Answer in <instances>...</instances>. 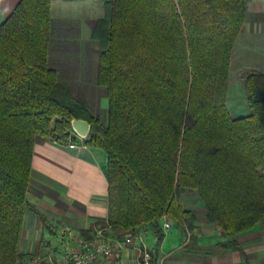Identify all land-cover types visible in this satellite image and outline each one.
<instances>
[{"label":"trees","instance_id":"16d2710c","mask_svg":"<svg viewBox=\"0 0 264 264\" xmlns=\"http://www.w3.org/2000/svg\"><path fill=\"white\" fill-rule=\"evenodd\" d=\"M51 1L19 0L0 24V264L28 259L17 252L26 210L45 223L25 197L34 144L69 143L74 119L107 157L102 227L159 234L168 217L191 230L181 199L192 191L221 247L246 259L236 235L264 221V73L243 79L249 115L226 107L246 0H109L91 26L105 127L50 66Z\"/></svg>","mask_w":264,"mask_h":264},{"label":"crops","instance_id":"0c3cea01","mask_svg":"<svg viewBox=\"0 0 264 264\" xmlns=\"http://www.w3.org/2000/svg\"><path fill=\"white\" fill-rule=\"evenodd\" d=\"M18 2L19 0H0V24ZM98 3L94 2L93 5ZM251 7L253 9H250ZM251 12L264 13V2L261 0L247 5V17ZM97 19L94 18L92 21ZM255 35L252 25L247 23L246 19L233 46L229 66L230 71L233 62L235 63L236 75L241 74L242 81L247 73L241 72L245 66L246 51L254 46L252 36ZM257 52L260 54L259 59L255 61L253 58L250 64L246 63L248 73H264V50ZM229 109L227 102V110L231 117L247 116L237 115L236 112L232 114V110ZM70 134L74 135L71 131ZM83 141L75 139L74 148H69V143L60 144L52 141H38L34 144L25 197L28 204L44 216L45 223L26 210L17 247V252L22 258H30L43 246L50 245V241L57 242L59 237L63 238L65 245L68 232L90 236L106 221L107 157L103 150L86 146ZM186 202L188 203L187 199L183 197L181 199L183 210L195 211L194 208H190L192 205L186 207ZM200 211L202 216H197L192 222V229L189 230L191 237L188 241L185 228L168 217L161 219L159 234H156L149 225L141 227L145 244L153 252L156 260L162 259V264H264V233L260 228L254 226L250 231L236 235V241L246 255L244 259L239 252L221 247L228 241L227 236L204 218L203 209ZM165 221L170 223V229L166 232L162 230ZM121 264H135V252L125 249L122 252Z\"/></svg>","mask_w":264,"mask_h":264},{"label":"rangeland","instance_id":"374dc122","mask_svg":"<svg viewBox=\"0 0 264 264\" xmlns=\"http://www.w3.org/2000/svg\"><path fill=\"white\" fill-rule=\"evenodd\" d=\"M98 1L99 0L52 1L50 6L52 29L49 62L50 66L66 81L74 98L83 100L91 115L97 117L100 124L105 127L107 122V99L104 90L97 87L95 83L98 46L97 42L91 37L92 19H102L106 17L107 1L101 0L100 3H98ZM257 1L260 2L261 0H246L249 6L251 3L254 4ZM94 2L98 4L93 5ZM262 2H264V0H262ZM252 7L250 9H253ZM246 19L247 23L249 22L252 25L253 33L256 34L252 36V43L254 46L247 49L245 55L246 59L244 61L245 66L241 69V72L248 73V71H246V63L250 64V61L258 60L260 54L257 51L264 50V48H261V46H264L261 45L264 44L262 43L264 42V13L255 14L251 12ZM254 42L256 44H254ZM255 49L257 51H255ZM234 64L233 62L228 75L226 107L228 102L229 110H232V114L236 112L235 114L237 115H248L249 109L243 81L240 77L241 74L236 75ZM242 107H244L246 113H244L245 111ZM232 116V118H236L234 115ZM183 197L188 201V203H185L186 207L187 205H192L190 208L195 209V211L192 212L187 211L193 213L194 220L197 216L201 217L202 211L200 210H204V208L197 194L192 191H187L182 195V198ZM203 216L205 218V212ZM177 223L180 224L179 222ZM255 226L260 228L261 232L264 233V221H261ZM46 246L51 249L52 254L55 256H59V254L63 253L65 250L64 240L61 237L58 238L57 242L50 241V245Z\"/></svg>","mask_w":264,"mask_h":264},{"label":"built area","instance_id":"2783aa9c","mask_svg":"<svg viewBox=\"0 0 264 264\" xmlns=\"http://www.w3.org/2000/svg\"><path fill=\"white\" fill-rule=\"evenodd\" d=\"M75 139H78L76 135L69 133V148L75 147ZM169 229L170 223L163 222L162 230L166 232ZM185 232L188 241L191 232L187 228ZM125 249L135 252V264H162V259L156 260L153 252L146 246L140 230L115 236L107 225L98 227L90 236L68 232L65 250L59 256L52 254L51 249L45 245L21 264H121Z\"/></svg>","mask_w":264,"mask_h":264},{"label":"water","instance_id":"95a60500","mask_svg":"<svg viewBox=\"0 0 264 264\" xmlns=\"http://www.w3.org/2000/svg\"><path fill=\"white\" fill-rule=\"evenodd\" d=\"M70 127L72 132L76 135L78 139H86L90 126L89 124L84 120H72L70 123Z\"/></svg>","mask_w":264,"mask_h":264}]
</instances>
